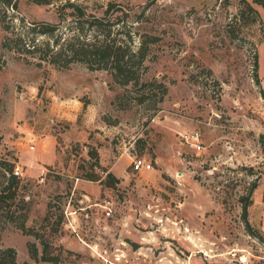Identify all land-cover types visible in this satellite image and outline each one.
<instances>
[{
  "label": "rangeland",
  "instance_id": "rangeland-1",
  "mask_svg": "<svg viewBox=\"0 0 264 264\" xmlns=\"http://www.w3.org/2000/svg\"><path fill=\"white\" fill-rule=\"evenodd\" d=\"M13 1L0 0V245L17 264H54L40 259L44 244L55 264H264V7L248 0L261 24L248 10L235 20L242 0H78L96 13L121 4L128 25L143 11L131 29L159 35L141 70L156 83L139 102L140 85L106 69L38 65L3 47L7 24L63 25L62 0ZM194 131L199 148L184 138ZM135 156L151 168L133 170Z\"/></svg>",
  "mask_w": 264,
  "mask_h": 264
},
{
  "label": "trees",
  "instance_id": "trees-1",
  "mask_svg": "<svg viewBox=\"0 0 264 264\" xmlns=\"http://www.w3.org/2000/svg\"><path fill=\"white\" fill-rule=\"evenodd\" d=\"M6 6L14 9L17 3L13 0H2ZM36 3H50L53 0H31ZM264 7V0H252ZM243 6L234 16L235 20L244 19V10H248L251 16L246 22L253 23L257 20L258 11L251 2L242 0ZM58 7L60 19L59 22H49L46 20H33L25 23L22 31L10 29L11 25H5L11 35H6L1 45L9 50L37 58L36 64L41 65L43 62L57 67H68L75 61L86 63L89 68H103L110 72L112 78L119 84L140 85L139 102H144L150 96L149 85L156 79L142 77V69L145 67L144 61L150 51V45L159 39L156 33L142 31H133L131 25L135 21H141L143 11L137 13L128 25L127 15L129 11L123 9L121 4L110 1L107 6L100 12L96 13L89 10L86 5L78 0H62ZM248 16V15H247ZM68 18V19H67ZM135 39H137L135 43ZM254 77L256 82L260 83L257 63V54L254 59ZM157 84L162 86V92H165V86L161 82ZM261 96L264 98V92L260 87ZM89 155L94 158V164L98 163V153L95 149L89 150ZM12 171V167L8 168ZM88 178L99 179L92 173ZM10 182L18 181L17 175L10 174ZM104 183L112 186L119 179L113 172L107 171ZM258 184L256 176L248 185L245 195H240L243 212L252 202V193ZM0 188V206L3 198V190ZM26 214L22 215V221L19 226L23 232H28L23 220ZM29 253L33 258H38L37 248L34 242H28ZM41 260L57 263L59 257L47 251V245L44 244ZM0 264H17L16 250L13 246L0 245ZM22 264H28L24 261Z\"/></svg>",
  "mask_w": 264,
  "mask_h": 264
},
{
  "label": "built area",
  "instance_id": "built-area-1",
  "mask_svg": "<svg viewBox=\"0 0 264 264\" xmlns=\"http://www.w3.org/2000/svg\"><path fill=\"white\" fill-rule=\"evenodd\" d=\"M185 140L190 141V144L199 148L201 145L199 144V133L198 131H194L193 133L187 134L184 136ZM131 166L133 170L140 171L151 168V163L146 161L143 157L135 156L131 161ZM13 173L15 175H22V168L19 165H15L13 167ZM105 206V213L109 215L111 213V207L107 204Z\"/></svg>",
  "mask_w": 264,
  "mask_h": 264
},
{
  "label": "crops",
  "instance_id": "crops-1",
  "mask_svg": "<svg viewBox=\"0 0 264 264\" xmlns=\"http://www.w3.org/2000/svg\"><path fill=\"white\" fill-rule=\"evenodd\" d=\"M261 19V18H260ZM261 24H262V21H261ZM262 27H263V25H262ZM262 37H263V32H262ZM256 54H257V52H256ZM260 87L264 90V85H261L260 84Z\"/></svg>",
  "mask_w": 264,
  "mask_h": 264
}]
</instances>
